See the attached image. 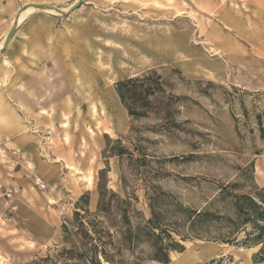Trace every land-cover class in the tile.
Segmentation results:
<instances>
[{
  "label": "rangeland",
  "instance_id": "374dc122",
  "mask_svg": "<svg viewBox=\"0 0 264 264\" xmlns=\"http://www.w3.org/2000/svg\"><path fill=\"white\" fill-rule=\"evenodd\" d=\"M74 1L0 0V41L17 22L0 57L18 86L14 138L0 140V264L69 247L63 225L96 211L100 187L128 198L112 197L113 232L124 208L132 224L150 218L149 196L178 226L192 210L223 212L227 184L264 187V0H83L68 14L19 13ZM147 70L162 90L134 118L115 84ZM172 236L181 248L168 262L143 264H264L252 259L260 245Z\"/></svg>",
  "mask_w": 264,
  "mask_h": 264
},
{
  "label": "trees",
  "instance_id": "16d2710c",
  "mask_svg": "<svg viewBox=\"0 0 264 264\" xmlns=\"http://www.w3.org/2000/svg\"><path fill=\"white\" fill-rule=\"evenodd\" d=\"M159 79L154 70H147L116 82V93L131 117L146 115L150 97L162 90ZM256 118L259 121L260 115ZM259 131L264 140V127L260 125ZM117 151L115 154L119 156L127 152L124 148ZM245 168L244 179L252 180L253 163ZM104 172H100V179ZM235 187L236 183L227 184L216 195V200L224 202L223 212L209 207L192 210L178 223L179 227L163 223L156 198L149 196L151 217L137 216L138 222L132 224L124 208L119 220L122 230L114 232L106 226L105 222L111 221V216L105 214L109 213L112 197L125 204H129L128 198L121 199L106 187H100L96 211L90 213L84 209L82 214L76 211L72 222L63 225V238L70 246L60 248L54 257L40 258L38 264H143L147 259L166 263L169 261L168 252L181 248L172 232L181 239L195 237L245 246L260 245L252 256L253 263H257V257L264 255V187L253 185L251 192L245 193L234 192ZM80 200L86 202L87 197ZM240 234H243L242 238H239ZM142 244L147 245V251L142 250ZM129 253L130 260L126 256ZM218 264L224 263L220 260Z\"/></svg>",
  "mask_w": 264,
  "mask_h": 264
},
{
  "label": "crops",
  "instance_id": "0c3cea01",
  "mask_svg": "<svg viewBox=\"0 0 264 264\" xmlns=\"http://www.w3.org/2000/svg\"><path fill=\"white\" fill-rule=\"evenodd\" d=\"M11 76L12 72L6 64V60L0 57V140L14 138V127H12L15 120L14 107L9 101V96L12 97L18 93L16 92L18 86L10 84Z\"/></svg>",
  "mask_w": 264,
  "mask_h": 264
},
{
  "label": "water",
  "instance_id": "95a60500",
  "mask_svg": "<svg viewBox=\"0 0 264 264\" xmlns=\"http://www.w3.org/2000/svg\"><path fill=\"white\" fill-rule=\"evenodd\" d=\"M83 0H75L73 2V4H71L66 10H62L60 8H57L55 6H49L46 4H37V3H33V4H29L26 7H22L20 12L24 11L27 7H32L35 9H42V10H48L51 9L52 11L61 13V14H68L70 12H72L73 10H75L76 8H78L81 4ZM16 26H17V22H13V24L11 25V27L9 28L8 32L5 35L4 41L2 43V46L0 47V51H2L6 45L8 44V42L11 40L12 36L14 35L15 31H16Z\"/></svg>",
  "mask_w": 264,
  "mask_h": 264
},
{
  "label": "bare ground",
  "instance_id": "6f19581e",
  "mask_svg": "<svg viewBox=\"0 0 264 264\" xmlns=\"http://www.w3.org/2000/svg\"><path fill=\"white\" fill-rule=\"evenodd\" d=\"M31 9H32V7H27L24 11H26V10L28 11V10H31ZM48 10L52 11L51 9H48ZM24 11H23V12H24ZM54 12H55V11H54ZM55 13H56V12H55ZM14 22H15V21H14ZM3 40H4V39H3ZM3 40L0 41V47L2 46ZM2 261H3V260L0 259V263H3Z\"/></svg>",
  "mask_w": 264,
  "mask_h": 264
},
{
  "label": "built area",
  "instance_id": "2783aa9c",
  "mask_svg": "<svg viewBox=\"0 0 264 264\" xmlns=\"http://www.w3.org/2000/svg\"><path fill=\"white\" fill-rule=\"evenodd\" d=\"M39 188H43L44 184H37Z\"/></svg>",
  "mask_w": 264,
  "mask_h": 264
}]
</instances>
